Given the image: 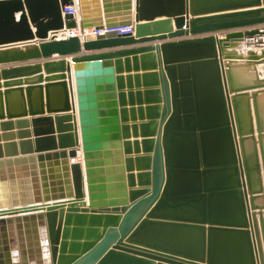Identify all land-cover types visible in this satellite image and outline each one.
<instances>
[{"label": "water", "instance_id": "water-1", "mask_svg": "<svg viewBox=\"0 0 264 264\" xmlns=\"http://www.w3.org/2000/svg\"><path fill=\"white\" fill-rule=\"evenodd\" d=\"M72 2L0 0V264H264V0Z\"/></svg>", "mask_w": 264, "mask_h": 264}, {"label": "built area", "instance_id": "built-area-1", "mask_svg": "<svg viewBox=\"0 0 264 264\" xmlns=\"http://www.w3.org/2000/svg\"><path fill=\"white\" fill-rule=\"evenodd\" d=\"M63 15L67 16V15H71L75 18V20L77 21V23H79L80 21V7H79V2L78 0H73L71 5H67L63 8ZM135 24L131 23V24H127V25H114V26H104L101 29H95V28H90V29H84L82 30L80 28V26L78 25V27L76 29L73 30H65L63 32H60L58 37L61 39H68V38H74V37H79L81 40H83V38H88V37H92V38H96L98 36H103V35H107V34H114L116 36H134L135 35ZM244 47L247 48L248 50H256L258 52L260 51H264V46L261 47H247L246 44H244ZM81 160V157L79 155V157L77 159H71V163H75L76 160Z\"/></svg>", "mask_w": 264, "mask_h": 264}, {"label": "crops", "instance_id": "crops-1", "mask_svg": "<svg viewBox=\"0 0 264 264\" xmlns=\"http://www.w3.org/2000/svg\"><path fill=\"white\" fill-rule=\"evenodd\" d=\"M133 6H135V0H133ZM20 15H21V13H18V14H16V18H17V20L19 19V17H20ZM31 31L33 32V33H35L36 32V30H35V28H33L32 26H31ZM178 30L176 29V27H175V25H174V23H173V32H177ZM50 36H51V33L49 34ZM164 35H168V34H164ZM157 37V36H156ZM219 37L220 38H223L224 37V34H221V35H219ZM178 40V39H177ZM172 40H165V41H155V42H150V43H146V44H139V45H133V46H128V47H118V48H114V49H110V50H105L104 52H119V51H128V50H133V49H138V48H142V47H149V46H159V45H161V44H163V43H167V42H171ZM35 42H37V40H35ZM235 52L237 53V54H239V55H241L240 53H242V54H245L246 52H248V49L247 48H245L244 47V44H241L240 46H239V48H237L236 50H235ZM57 59H59V57L58 56H53L52 57V59H49V60H57ZM67 59H69L70 60V58H67ZM37 62H43V60L42 61H35V62H31V63H37ZM30 64V63H29ZM6 67H12V66H6ZM0 69H2V67H0ZM71 73H72V77H73V85H74V90H75V79H74V69H73V66L71 67ZM259 73H260V75L262 76V77H264V66L263 65H261V66H259ZM26 78L25 77H23V78H19V79H16V80H13V81H17V80H25ZM6 83V81L5 80H1L0 81V85L1 86H4V84ZM5 89L4 88H2V90L1 91H4ZM29 119H31V118H29ZM0 123H2L1 121H0ZM24 130H26V129H24ZM24 130H22V131H24ZM30 131H31V133H33V131H34V129H33V127L32 126H30V129H29ZM20 130H18L17 128H16V126L14 127V130L13 131H10V133H14V134H18V132H19ZM35 147H36V145H35V143L33 142V144H32V148L33 149H35ZM16 150L15 151H18V153H20L21 152V146L19 145V141H16V148H15ZM24 149H29L28 147H24ZM10 151L11 152H13L14 151V148H11L10 149ZM2 152H5V149H4V145H3V148H2ZM75 163H81V160H76L75 161ZM86 192H87V190H86ZM87 201H88V199H87ZM13 233L15 234L14 236H13V238L11 237V239H10V241L12 240V239H14L15 240V247H18V238H17V235H16V229H14V231H13ZM34 241V240H33ZM25 244H27L26 243V241H25ZM10 246L11 247H14V246H12V244L10 243ZM18 261V260H17Z\"/></svg>", "mask_w": 264, "mask_h": 264}, {"label": "rangeland", "instance_id": "rangeland-1", "mask_svg": "<svg viewBox=\"0 0 264 264\" xmlns=\"http://www.w3.org/2000/svg\"><path fill=\"white\" fill-rule=\"evenodd\" d=\"M254 51H256V50H254ZM258 52V51H257ZM259 53V52H258ZM241 55H246L247 54V52L245 53V54H242V53H240Z\"/></svg>", "mask_w": 264, "mask_h": 264}, {"label": "bare ground", "instance_id": "bare-ground-1", "mask_svg": "<svg viewBox=\"0 0 264 264\" xmlns=\"http://www.w3.org/2000/svg\"><path fill=\"white\" fill-rule=\"evenodd\" d=\"M60 36V35H59Z\"/></svg>", "mask_w": 264, "mask_h": 264}]
</instances>
